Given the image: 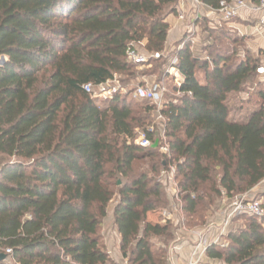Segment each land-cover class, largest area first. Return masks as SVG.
I'll use <instances>...</instances> for the list:
<instances>
[{
	"label": "trees",
	"instance_id": "1",
	"mask_svg": "<svg viewBox=\"0 0 264 264\" xmlns=\"http://www.w3.org/2000/svg\"><path fill=\"white\" fill-rule=\"evenodd\" d=\"M202 1L216 9L221 0ZM179 2L0 0V57L6 58L0 65V252L7 254L0 264H119L102 233L114 199L123 258L166 264L152 239L171 236L170 223L151 222L148 214L170 197L135 166L157 155V141L151 147L136 141L157 105L120 92L97 100L83 86L133 74L137 65L127 52L136 44L162 53ZM220 36L204 58L189 41L177 43L172 56L183 81L173 90L182 96L164 98L160 110L188 215L196 214L209 183L212 194L225 190L233 197L264 180V79L244 120L231 117L230 105L233 94L262 75L261 65L239 55L238 39ZM157 170L154 164L151 172ZM245 216L247 224L228 233V245L207 247L209 258L264 264V217Z\"/></svg>",
	"mask_w": 264,
	"mask_h": 264
},
{
	"label": "rangeland",
	"instance_id": "2",
	"mask_svg": "<svg viewBox=\"0 0 264 264\" xmlns=\"http://www.w3.org/2000/svg\"><path fill=\"white\" fill-rule=\"evenodd\" d=\"M252 1V0H251ZM179 15V13H177ZM245 17V16H243ZM243 17H235L230 20H224L216 15H209L206 12V18L197 19L194 23L192 31L186 30V33L177 41L176 30L172 29L169 32L166 48L163 51V56L156 58L152 57L150 52L145 49V43L136 44V46L143 52H147L149 60L144 65H137L133 71V74L117 75V82L114 84L116 87H125L124 94H128L130 99L134 98V88L140 84L152 83L163 80L167 91L165 93L166 101L170 99H176L182 96L181 93H176L173 90L176 80L167 71L169 70L172 51L176 48L180 41L184 39V42L189 41L192 44V49L198 57L204 58L209 55L206 48L213 44L216 36L227 34L232 38L238 39V53L240 56L249 54L250 56L259 60L260 65L264 67V34L261 30L264 29L260 21H255L253 18L245 19ZM261 33V34H260ZM221 37V36H220ZM186 39V40H185ZM174 41V42H172ZM172 42V43H171ZM2 57H0L1 61ZM158 60V62L154 61ZM2 63L0 62V65ZM46 75L50 74V68ZM264 79V74L256 77L254 81H249L245 84V88L241 93H235L231 96L230 105L234 108L231 117L236 120H244L249 115V109L256 102L257 96V84ZM103 104V103H99ZM240 111L236 110L239 107ZM147 128L153 133V140L147 147H151L154 141H157V155L154 159L147 158L136 163V171H146L151 173L152 177L162 183V189L167 197H170L168 205L154 212L155 218L162 223H170L172 234L169 237L153 238V250L159 253V256L167 257V249L172 244L174 239V231L176 228L185 227L193 230L196 227L206 228L212 223L221 226V230L217 235L220 237L219 245L226 246L229 241L227 235L232 230H237L247 224L248 217L236 216L232 218L231 223L225 227V220L227 213L229 212L234 200L240 198L246 199H259L264 203V180L259 183L253 189L235 194L233 197L226 195L225 190L221 194H212L209 189L210 183L205 185L206 198L199 204L196 214L188 215L184 211L183 195L179 185V179L177 178V157L171 153L168 147V152L164 150L169 145L168 136L166 135V117L162 116L158 109L154 110L147 118L146 124L137 128V141L139 142L140 136L144 134V129ZM137 142V143H138ZM164 162L165 165H162ZM156 164L158 170L152 171V166ZM214 178L217 182V174L214 173ZM119 181H124V178L120 176ZM114 199L110 206L109 211H113L116 203ZM108 221V220H107ZM221 231L224 234L220 235ZM201 236V235H199ZM199 238V237H198ZM157 253V255H158ZM162 253V254H160ZM220 261L215 260L213 264H220Z\"/></svg>",
	"mask_w": 264,
	"mask_h": 264
},
{
	"label": "built area",
	"instance_id": "3",
	"mask_svg": "<svg viewBox=\"0 0 264 264\" xmlns=\"http://www.w3.org/2000/svg\"><path fill=\"white\" fill-rule=\"evenodd\" d=\"M196 7H200L205 5L202 0H192ZM209 8V15H216L221 17L224 20H230L235 17H239L241 12L245 9L251 11H264V0H258V2H254L253 0H221L218 8L214 9ZM179 18L182 20L186 19V10L184 5L179 6L178 9ZM200 15L198 14L193 22L197 19H200ZM260 23L264 24V16L260 18ZM162 53H152V57L159 58L163 56ZM128 60L136 65H144L149 60V55L147 52L141 51L136 45L131 47L127 52ZM178 57L173 56L170 60L169 70L167 71L172 77L175 78L176 84L181 85L183 81V76L181 75L178 67ZM259 72L264 74V67L261 66L259 68ZM117 82V75L113 79H109L106 82L95 84V83H87L83 86L84 90L89 93L94 99L97 100H109L112 99L115 93L120 92L123 93L125 87H116L114 84ZM167 88L165 83L156 81L152 83H140L138 84L133 91L134 98L138 100H147L157 105V109L160 112L165 98V93ZM162 115V114H161ZM163 116V115H162ZM138 140V139H137ZM136 140V141H137ZM138 142V141H137ZM141 146L147 147L150 145L151 141L146 136L145 132L142 136H140L139 142ZM168 146L164 148L165 151L168 152ZM252 215L259 218L264 217V203L259 199H246L240 198L233 201L229 212L227 213V217L225 220V227H227L233 217L242 216V215ZM224 234V231H221L220 235ZM220 237L216 235L212 239H209L207 236L201 235L199 237L198 248H201V251L194 250L193 257L189 264H198V259L195 260V256L204 253L207 247L211 244H219ZM11 249H7V253H10Z\"/></svg>",
	"mask_w": 264,
	"mask_h": 264
},
{
	"label": "crops",
	"instance_id": "4",
	"mask_svg": "<svg viewBox=\"0 0 264 264\" xmlns=\"http://www.w3.org/2000/svg\"><path fill=\"white\" fill-rule=\"evenodd\" d=\"M182 4L184 5L186 10L185 20L180 19L179 15L177 14H172L168 17V21L171 25L170 31L172 29L176 30V38H174V41L180 39L186 33V30L192 31L191 29H193L195 26V22H193V20L198 14L201 16L200 19H202L206 17V12H209L208 6L202 5L200 7H196L192 0H180L177 5L178 9ZM262 16H264V11H251L245 9L241 12V15L239 17H243L245 19L253 18L255 21H260V18H262ZM261 30L263 31L261 33L264 34V29L261 28ZM148 220L151 222H159V220L155 218L154 212H150L148 214ZM205 227L206 228L196 227L193 230L187 229L185 227L176 228L173 233L174 239L172 241V244L169 245L167 249L166 264H189L193 257L194 250L200 249L199 251H201V248H198V237H200L199 235H204L209 239H212L221 230V226L213 223ZM102 233L111 258L119 264H129L128 260L123 258L120 249L121 235L118 232L116 225L114 224L113 211H109L102 227ZM153 243L154 245L156 244V242ZM154 252L156 256L161 257L159 256L158 252ZM196 259H198L199 261L198 264H213L215 261L214 259L208 257L206 251L202 254L199 253V255H196L195 260Z\"/></svg>",
	"mask_w": 264,
	"mask_h": 264
},
{
	"label": "water",
	"instance_id": "5",
	"mask_svg": "<svg viewBox=\"0 0 264 264\" xmlns=\"http://www.w3.org/2000/svg\"><path fill=\"white\" fill-rule=\"evenodd\" d=\"M6 61V58L5 57H2V59H1V63H4ZM7 259V254L6 253H4V252H0V263L2 262V261H5Z\"/></svg>",
	"mask_w": 264,
	"mask_h": 264
}]
</instances>
